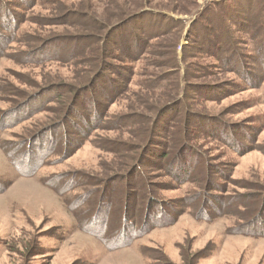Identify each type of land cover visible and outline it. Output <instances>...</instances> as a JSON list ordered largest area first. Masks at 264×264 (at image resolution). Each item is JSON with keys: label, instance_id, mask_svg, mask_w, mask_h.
Here are the masks:
<instances>
[{"label": "rangeland", "instance_id": "obj_1", "mask_svg": "<svg viewBox=\"0 0 264 264\" xmlns=\"http://www.w3.org/2000/svg\"><path fill=\"white\" fill-rule=\"evenodd\" d=\"M223 1L0 0V264H264V0Z\"/></svg>", "mask_w": 264, "mask_h": 264}, {"label": "trees", "instance_id": "obj_2", "mask_svg": "<svg viewBox=\"0 0 264 264\" xmlns=\"http://www.w3.org/2000/svg\"><path fill=\"white\" fill-rule=\"evenodd\" d=\"M223 3V7H224V9L225 10H228L229 11V7H231V5L230 4H227L228 3V0L227 1H223L222 2ZM228 6V7H227ZM259 6H261V8H262V13H264V8H263V6H264V3H260L259 4ZM251 9H253L254 10V8H251ZM252 11V10H251ZM146 14H148V13H145V15ZM152 14V13H151ZM9 15V14H8ZM140 15V14H139ZM138 15V16H139ZM214 17H213V21H215L216 22V25H217V23L221 20V19H219L220 18V16L219 15H217V14H212ZM147 16V15H146ZM257 16H259V15H257ZM9 17V16H8ZM142 17V16H141ZM260 17V16H259ZM259 20H255V23H253V28H254V26H256V29H255V33L253 34V39L256 41L257 39H262L263 38V35H264V33H263V31L264 30H261V27L259 28V25H262V21L260 20L261 18H258ZM11 20H12V17H11ZM13 21V20H12ZM252 21H253V19H252ZM260 21H261V24H260ZM221 22V21H220ZM252 23H251V25H252ZM128 24V21H124L123 22V25H122V27H124V26H126ZM130 25H132V24H130ZM264 25V24H263ZM127 26H129V25H127ZM217 28L218 29H221L220 30V32L221 33H219V36H221V34L224 32V30H225V34H228V28L227 27H224L223 25H217ZM247 30H248V33H249V27H247ZM147 36H151L150 34H147V35H145L144 37H142L141 39H143V38H149V40H151V38H154L155 39V37H147ZM140 39V40H141ZM259 44H264V43H262V42H260ZM226 51H225V55H226V57H223L224 59L222 60L223 62H222V64L221 65H224V66H226L228 69H230V70H233L234 69V67L236 66L235 65V63L233 62L234 60H235V58H236V48H233L234 46H235V41L233 40V38L232 39H230V38H228V39H226L225 40V42L224 43H222L221 42V44H220ZM220 46V47H221ZM221 47V48H222ZM127 50H129L130 51V48L129 49H127ZM145 51H146V44H140V42H139V40H138V42H137V46L136 47H134V50H131V52H132V55H134L133 56V58H136V59H140L143 55H144V53H145ZM224 52V51H223ZM235 54V55H234ZM234 55V56H233ZM239 61V59L236 61V62H238ZM179 104H180V102H178ZM158 158H160V156H157ZM150 195V194H149ZM151 196V195H150ZM139 198H140V196H139ZM131 210L132 211H136L137 212V219H141L142 220V217H141V212H139V210H138V206L137 207H132L131 208ZM138 214H139V216H138ZM128 215H129V213L128 214H124V218H125V220L128 218ZM144 229H142V231H143ZM100 234H105V228L103 229V230H101L100 231ZM131 241V239L128 241V242H130Z\"/></svg>", "mask_w": 264, "mask_h": 264}]
</instances>
